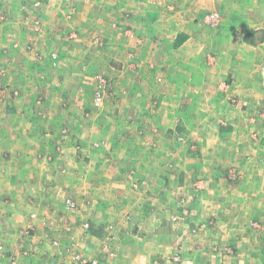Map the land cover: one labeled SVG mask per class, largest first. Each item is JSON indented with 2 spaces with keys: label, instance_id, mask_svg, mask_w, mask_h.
Instances as JSON below:
<instances>
[{
  "label": "crops",
  "instance_id": "1",
  "mask_svg": "<svg viewBox=\"0 0 264 264\" xmlns=\"http://www.w3.org/2000/svg\"><path fill=\"white\" fill-rule=\"evenodd\" d=\"M80 1L78 10L62 15L52 11L46 20L51 24L48 31H58L56 36L82 29L84 38L67 39L53 46L59 35L47 37L40 44L36 41L37 53L33 49L36 44L31 41L26 54L18 48L7 52L0 44V67L5 69L4 73L0 71V100L4 102L0 104V160H10L4 169L9 167L10 175L15 176L20 169L16 163L13 167V161L38 158L40 151L41 156L64 162L79 153L85 162L95 160L86 174L79 173L94 177L93 181L87 185L69 179L67 182L64 177L57 178L58 170L54 169L50 170L54 175L52 182L40 186L33 180L19 187L22 191L28 187L34 192H45L35 201L31 199L33 206L16 205L23 203L20 200L0 199V213L9 208L6 217L10 225L7 233L0 229V240L23 238L34 247L42 239H61L59 244L78 240L79 253L100 264H245L231 254L247 251L244 243L248 221L264 214V170L260 166L263 140L255 133L258 120L248 118L252 111L264 110V0H144L142 5L139 0H111L115 4L109 12L91 10L84 6V0ZM4 3L6 0H0V10L5 12L4 18L0 17V41H4L3 30L13 27L11 21H21L28 11L17 10L14 0H8L7 9L2 6ZM214 13L220 22L211 28L208 14ZM111 20L120 21L119 31L110 27ZM20 25L17 23L16 28L21 29ZM251 31L255 36L246 41ZM182 36H186L183 43ZM129 52L140 54L136 62L129 64L139 67L137 74L136 69L134 74L125 73L127 82L117 74L119 80L105 107L95 108L92 100L88 106L82 94L88 85L94 87L87 82L92 77L80 74L78 69L102 63L109 64L107 68L113 72L121 67L118 63L125 66ZM130 79L133 82L128 87ZM42 108L47 116L39 123ZM86 111L93 113L97 124L78 119ZM167 111L172 113L167 115ZM216 111L220 112L218 119L206 114ZM161 114L167 118L161 119ZM86 126H94L91 134ZM249 127L254 128V133ZM68 128L79 131L67 140L62 130ZM167 135L180 140L175 143L181 146V153L183 144L188 142L190 158L197 160L194 165L198 168L164 170L160 174L164 181H159L174 189L170 196L164 194L157 200L146 193L134 196L130 185L140 180L146 189H151L153 181L156 183L158 159L164 162L171 158ZM43 140L47 141L46 150L39 146ZM96 141H103L100 149L93 148ZM164 150H168L165 155ZM217 157L222 168L211 172L207 163ZM126 159L133 165L129 170L113 167ZM143 160V164H137ZM73 162L81 166L83 161ZM9 172L0 173V181L4 182ZM224 172L228 179L211 178L213 173ZM231 175L240 181L233 184ZM131 176L138 179L128 178ZM6 183L0 184V190L6 189ZM191 184L218 192L223 199V204L216 206L220 210L210 213L207 208L213 204L204 207L206 202H200L196 194L189 204L172 195L187 191ZM79 187H86L80 189L87 193L86 198L90 195L92 202L81 210H71L64 205L62 192ZM107 195L122 203L106 206ZM181 206L185 213H179ZM123 207L124 213L119 209ZM171 207L178 213L171 214ZM56 210L67 217V226L58 235L53 223H62L63 219L54 218L58 215ZM206 211L214 215L212 219L210 214L202 215ZM175 217L177 220H173ZM202 218L210 220L205 230H201ZM85 222L89 226H84ZM61 249L50 241L43 252L31 250L29 254L28 250L23 253L17 248L7 249L4 264H12L8 262L10 255L16 257V264H44V259L53 253L58 257L55 261L64 262L68 256L64 251L60 255Z\"/></svg>",
  "mask_w": 264,
  "mask_h": 264
},
{
  "label": "rangeland",
  "instance_id": "2",
  "mask_svg": "<svg viewBox=\"0 0 264 264\" xmlns=\"http://www.w3.org/2000/svg\"><path fill=\"white\" fill-rule=\"evenodd\" d=\"M17 1H19V2H17ZM143 1L144 0H139V2H141L140 5H142ZM7 2H8V0H6V3H4V5L2 4V6L5 9H7V6L10 5V4H7ZM85 2L87 4H84ZM79 4L82 5V1H80V0L79 1L78 0H14L13 5H15L17 7V10H28V11L24 12L26 14V16L23 15L21 21L16 20V19H13L11 21V24H13V27H15V29H13V27H12V28L6 29V31L3 30V33H5V32L6 33L3 35L4 41H0L1 47L4 49L6 48L7 52H13L15 48H18V51L22 50V52L26 54L27 52H25V51L28 50V45L31 41H33V44H36L37 43L36 41H38V44H40L39 42L45 41L47 37H55L56 38L59 35L58 40H56L53 43V46H56V44H62V42L66 41L67 39L71 40V41H77V40L84 38V36L82 34V29H78V31L74 30V31L70 32L69 34H66V32H62L61 34H58L56 36L55 34L58 31H55V33H54L53 29L51 30V32L48 31V28L51 24L48 23V21L46 20V18L49 17V13H51L52 11H55V13H57V14L60 13L62 15V12L67 13L68 11L73 12L74 10H78ZM83 4L85 7H87V8L89 7L91 10H108V12H109L112 8V5L115 3H114V1H111V0H84ZM178 10H180V9H178ZM30 12L33 15H30ZM4 14H5V12L3 11V9H2V11L0 10V17L4 18ZM210 15L211 14H208V17H210ZM206 18H207V16H206ZM17 23L19 24V26H21L20 24H22L21 29L16 28ZM110 23H112V24H110L111 25L110 27L115 32L119 31V25H120L119 20H113V21L111 20ZM207 24L211 28H214L209 23H207ZM86 32H87V30H86ZM88 33H89V29H88ZM119 34L121 35L122 32H119ZM13 37H15V38H13ZM8 42H9V45L6 46L5 44ZM58 42H60V43H58ZM42 46H44V45L42 44ZM33 49L37 53V50H39V45H37V44L34 45ZM90 51L94 53V49H90ZM130 54H131V56H130ZM138 56H140V54L135 53V55H134V53L129 52V56H127V58H126L127 61H125V66L122 63H118L121 65V67L116 68L115 71H113V72L109 71V69L107 68V66L109 64H102V63L101 64L96 63L95 64L96 67H94V68H91V66L88 67L85 65V66H82L81 69H78L80 71V74H85L89 77L90 76L92 77V79L88 78L89 80L87 82H92L91 86L92 87L94 86V87L93 88L88 87L90 85H88L86 83L88 85L87 86L85 84V86H87L86 90L84 89V92L86 94L81 93L83 98H84V101L88 102L87 105L89 106V102H90V100H92V105L95 106L97 109H102L103 106L105 107L107 97L110 95V92L113 90L115 82L117 81V79L119 80V77H120L121 80H125L127 82L128 75H126V74H134L135 73L133 71L134 69H136V74H137L139 67L138 68H136V66L132 67V66H129V64L136 62L135 59ZM126 62H128V63L126 64ZM0 71H1V73L2 72L4 73L5 69H3V67H0ZM117 74H119L120 76L117 77ZM121 76H123V77H121ZM0 78H2L1 74H0ZM68 82H66V84H68ZM132 82H133V79H130L128 87L132 85ZM223 88H224V86H223ZM99 93L104 94V99H103L101 107L97 106V100H96V96ZM92 95H93V98H91ZM79 96H80V93H79ZM85 97H86V99H85ZM233 98H235V97H232V99ZM229 101H230V99H229ZM52 102H55V100H52ZM230 102H231V104L237 106L236 103L234 104V103H232V101H230ZM0 104H4V102L2 100H0ZM56 107L57 106H54L55 109H56ZM84 108H86V107L84 106ZM43 109L44 108L39 110V117H40L39 123H42L45 120L44 116H47L46 115L47 113L45 111H43ZM88 109H86V110H88ZM90 113H91V111H86V114L83 112H82V114L78 113V114H80V115H78V119L81 121L85 120V122H90V125L91 124L92 125L97 124L98 122H96V120L92 119V118H94L93 113L92 114H90ZM171 113H172L171 111L170 112L167 111V115H170ZM214 113H215V116L213 115ZM237 113H236V116H237ZM177 114H179L180 116H183V113H177ZM206 114H212V117H214L215 119H218L220 112H218V111L207 112ZM164 115H166V114H164ZM164 115L162 116V114H161L160 118L161 119L167 118V117H164ZM248 118L249 119L254 118V119L258 120L257 121V127L255 128V130H257V131H255V133L256 132L259 133L260 136L262 137V140H263V146L261 149L262 150V152H261L262 159L260 162V166H262V169L264 170V110L263 111H256V113L252 111L249 114ZM74 127H72V128H74ZM72 128L66 129L67 131L64 129L62 130L64 135H66L67 140L71 139L72 135H77L75 133L76 132L78 133V131L81 129L80 127H79V130H78V128L77 129H72ZM249 129H250L251 133H254V132H252V130H254V128L249 127ZM86 130L88 131V133L91 134V132L94 130V126H88ZM62 131H61V135H62ZM167 137L169 139L168 143H167L168 144L167 147H168V150H171L170 153H172L171 158H168L167 160L165 159L164 162L162 160L158 159V161H160V163H158V165L156 166V167H158L157 168L158 173L155 174L156 175L155 176L156 183L153 181L152 188L146 189L143 186L144 184H142V182H140V180L139 181L135 180V179H138L136 176L128 177V178L136 181V182L134 181V183L131 184L130 188H129L130 191L132 190L131 192L134 194V196L139 197L140 194L142 195V194L146 193V194H149L150 197H154V199H156V200L158 199V197H164V194L170 196L169 192H172L174 189H170L169 188L170 185L164 186L163 183L161 181H159V178L162 181H164L163 177H160V174L164 170L166 171V169H170L171 171H173V170L178 168L177 171H180L181 168H185L186 170L191 171V170H193L192 167L196 168V165H194V164H196L197 160H193L190 158L192 151H191L190 147H188V145H187L188 142L183 144L184 147L182 150L184 153H181L180 152L181 146H178L175 143L176 141L180 142V140L176 139L175 136H171V135H169V136L167 135ZM61 141H62V139H61ZM46 142H47L46 140L39 142L40 148L44 147V150H46L47 149ZM92 145H93L94 149H97V148L100 149L103 145V141L102 142L96 141V144L93 143ZM168 150H164V155H165V152ZM174 151L178 152L177 153L178 156L175 155ZM40 152H41L40 155L37 156L38 158H34V159H30V160H25V159L21 158L19 160H16V162L13 161V167L16 163L17 167L20 169V172H17L15 176L10 175L9 171H11V170L9 167L6 170L4 169L8 166V161H10V160H7L6 163H2V160H0V167H1L0 173L9 172V175H7V177L4 178L5 179L4 182H7L5 184L6 189L4 191L0 190V199H5V200L6 199L7 200L14 199V201H12V202H18V200H20L23 203H16V205L22 204V206L26 205L27 207L33 206L34 204L32 203V200L35 201V198L40 196V193L44 194L45 192L37 190L36 192L39 194L35 195L36 192L29 190L28 187H25L26 190H24V191H22L21 188L19 189V187H21V186L24 187V186H26L25 184H29L33 180H36L37 183L40 184V186L44 185V183L52 182V180L54 179V175L51 174L50 170H52V172H53L54 169L58 170V172L56 174L57 178L58 177H61V178L64 177V178H66L67 182L69 179V180H73L74 182H79L81 185L85 182L87 185V183H90V181L91 182L93 181L92 179L94 177L93 178H86V176L82 177V175L81 174L79 175V173L82 172L83 174H86L85 170H90L91 168H93L92 162H94L95 160H92L90 162L88 160L87 162H85L84 159L80 158V155L78 153L76 157L71 158V160H66L64 162V161H62V159H50L48 157L41 156L43 153H42V151H40ZM156 153H158V152H156ZM218 154H221V153H218ZM2 155H3V153H1L0 156H2ZM159 156H162V154H160ZM103 158H104V160H106L107 157H103ZM75 159H76V164H78L79 160H82L83 161L82 165L81 166L75 165V163L73 162ZM219 160H220V157L213 158V160H210L211 162L207 163V165H208L207 169L210 168L211 172H215L216 169L222 168L221 165H219V163H220ZM143 162H145V160H143L142 163L140 161H138L137 164H143ZM132 166H133L132 163L129 164V159H126V161L125 160L121 161V164L113 165V167L117 168L120 171H124L126 169L129 170L130 168H132ZM197 168H198V166H197ZM2 169H4V171H2ZM232 174L236 175V174H234V172ZM233 175H231V180H232L231 182H233V184H235L236 182H238L240 180L238 179V177H235ZM1 176L2 175L0 174V177ZM101 177H103V176H101ZM216 177L228 179V174L224 172V174H221V175H215L214 173L211 175V178H213V180H215ZM152 178H154V177H152ZM116 179H118V178L116 177ZM190 179H192V178H190ZM4 182L0 181V184H2ZM160 183H161V185H160ZM213 183H214V181H213ZM91 185H93V184L91 183ZM2 186H3V184H2ZM156 186H158L160 188H155ZM263 186H264V183H263ZM193 187H194V189H192ZM80 188H83V187L75 188L72 191L64 190V192H62V196H63V194H65V196H64L65 198L63 200V203L66 207H68L71 210H81L82 207H85V205L88 206L89 205L88 203L92 202V200L89 199L90 195H88L89 198H86L87 193ZM85 188H83V189H85ZM45 189H47V188H45ZM213 189H214V187H213ZM210 190H212V189H210V187L209 188L208 187H199V184L198 185L191 184L190 186L187 187V191L185 189H183L181 193L177 194V192H173L172 195H175L176 197H178L177 198L178 201L185 200V201H187V204H189V199L191 200V198H195V194H196L197 197H200L199 198L200 202L202 200H204L206 202V204L203 205L204 207H207V204H213L212 207L210 205H208V208H207V210L210 211V213H211V210L212 211L213 210H220V208L219 207L216 208V206L222 205L223 199L219 195L218 192H216V191L211 192ZM84 193H86V195H84ZM85 198L87 200H85ZM105 199H108L109 202H107L108 204H106V206L108 205L109 207L113 206V203H114V206H116L120 202V201H114L111 198V195H107ZM29 203H31V204L29 205ZM120 203H122V202H120ZM22 206H21V208H22ZM126 206L127 205L125 204V207ZM10 207H12L13 210L17 209V207H15V206L14 207L10 206ZM125 207L119 208V209L124 213ZM183 207L184 206H181V208L179 209V213H185L182 210ZM35 208H36V206L33 207V209H35ZM172 208L173 207L170 208L171 214L174 215L175 213H178V212H175V210H173ZM186 208H187V206H186ZM22 209L24 211V208H22ZM26 209H29V208H25V210ZM59 209L62 210V208H59ZM28 211L30 213H31V211L33 212L32 209H30ZM8 212H9V208H7L6 213H3V212L0 213V229L6 233L8 231H10L9 230L10 225L8 223L9 221H7V217H6V214ZM57 213H58V215H54V218L55 219H63V222H62L63 224L61 222L60 223H58V222L53 223V227L56 228L54 230L56 235L61 233V231H62L61 228L63 226H64V228L67 226V223L65 222L66 221L65 219L67 217H65L64 213L58 212V211H57ZM210 213L206 211V212H203L202 215L208 216ZM9 214H11V213H9ZM27 214H28V212H27ZM212 216H214V215L210 214L209 219H212ZM73 220H76V217ZM173 220H177V217L173 218ZM203 220L204 219L202 218V221ZM209 221L204 220L201 223L202 224L201 230H205L207 228L206 223H209ZM248 223H249V226L247 228V237L248 238L244 243V244H246V246H244V249L245 250L247 249V251L241 252V254L240 253L231 254V256L232 257L237 256V257H235L236 260L245 261V264H264V214L258 216L256 218V220H251V222L248 221ZM3 225H5V226L3 227ZM83 225L89 226V223L85 222V223H83ZM203 226H204V228H203ZM18 227H20V226H18ZM245 227H246V225H245ZM84 229L86 231H88V228L86 229L84 227ZM1 230H0V232H1ZM15 230L13 229L12 232H14ZM260 231H262V233H263L262 235L259 234ZM2 239L3 240H0V242L4 243L7 249L17 248V249H20V251H22V252L24 250H28L29 254L31 253V250H32V252L35 250L36 251L38 250L40 252L45 251V250H43V247L46 245L47 241H50L51 243H54L55 241H58V242L62 241L61 239H55V238H54V240L42 239L34 247L31 245L33 243H31V242H30L31 244L27 243L29 241L26 239H23V238L22 239L18 238L16 240H14V238H13L10 241L7 240L6 238H2ZM4 240H6V241H4ZM63 243L59 244L58 246L60 249L62 248L61 249L62 251H60V255H62L63 251H64L67 253V256L69 257V259H68V257H66V258L64 257L65 260L68 259L71 261L72 256L80 254L78 249H77L78 240H77V243L76 242H73V243L69 242L66 244H63ZM27 244H29V245L27 246ZM23 246L24 247L27 246V247L23 249ZM31 246L34 248H32ZM254 252L257 255H255ZM23 253H25V252H23ZM22 255H23V257H25L24 254H22ZM70 255H71V257H70ZM256 256L259 259L256 258ZM55 258H58V257H57V255H54V253H53L52 256L50 255L48 258L44 259V264H50L53 260H55ZM65 260H64V262H66ZM18 262L20 263L19 259H18Z\"/></svg>",
  "mask_w": 264,
  "mask_h": 264
},
{
  "label": "built area",
  "instance_id": "3",
  "mask_svg": "<svg viewBox=\"0 0 264 264\" xmlns=\"http://www.w3.org/2000/svg\"><path fill=\"white\" fill-rule=\"evenodd\" d=\"M219 22H220V17L218 14L214 13V14L210 15L208 23L212 27H217ZM103 99H104V94H101V93L97 94V96H96L97 106H100V107L102 106ZM53 244L56 247H58V245H59L58 241H55ZM7 253H8V251H7L6 246L4 244L0 243V264H4V260L6 262ZM15 259H16V257L13 258V256L10 255L8 262L11 261L12 264H16L17 260H15ZM50 264H100V263L97 259H90L89 260L84 255L77 254V255H74L71 257V261H69V263L57 262L54 260Z\"/></svg>",
  "mask_w": 264,
  "mask_h": 264
},
{
  "label": "trees",
  "instance_id": "4",
  "mask_svg": "<svg viewBox=\"0 0 264 264\" xmlns=\"http://www.w3.org/2000/svg\"><path fill=\"white\" fill-rule=\"evenodd\" d=\"M258 33V32H257ZM256 33V34H257ZM253 36H255V32L254 31H251L250 33H249V35L247 36V37H245V40L246 41H249V38L250 37H253ZM183 38H182V43H183V41L186 39V36H182ZM261 39H264V32H261ZM177 45H179L180 44V42L179 43H176ZM57 56V54L56 55H54L53 57H56ZM96 108V107H95ZM94 233V232H93Z\"/></svg>",
  "mask_w": 264,
  "mask_h": 264
}]
</instances>
